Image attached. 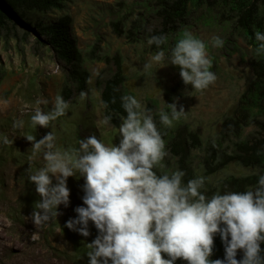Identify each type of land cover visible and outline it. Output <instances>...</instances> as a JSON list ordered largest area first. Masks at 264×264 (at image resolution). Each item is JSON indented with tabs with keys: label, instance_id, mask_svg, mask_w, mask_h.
<instances>
[{
	"label": "rangeland",
	"instance_id": "1",
	"mask_svg": "<svg viewBox=\"0 0 264 264\" xmlns=\"http://www.w3.org/2000/svg\"><path fill=\"white\" fill-rule=\"evenodd\" d=\"M152 2L154 0H68L63 7L39 16L46 24L69 17L70 33L82 54V67L89 74L84 89L68 78L63 61L37 31L14 17H10L6 26H0V134L13 141L11 145H0V229L7 235L29 239L44 258L51 257L56 264H86L76 240L86 242L96 237L98 230L90 221L91 234L84 237L65 226L70 218L77 216L75 208L83 205L85 181L77 176L68 178L69 206L60 205L61 215L54 222L36 228L31 219L35 203L30 207L26 199L29 194L34 195L35 202L40 197L25 171L32 154V142L25 136L33 135L39 140L52 131L61 149L78 148L79 140L91 135L106 144H119L121 118L117 123H105L101 85L97 82L98 78L104 80L115 71L112 59L116 54L120 56L126 78L122 87L124 95L135 96L151 111L165 142L178 125H187L198 132L201 144L192 149L190 165L195 178H206L204 192H217L221 180L228 176L262 172L259 166H247L237 160L210 172L206 163L211 159L214 165L225 155L235 154L239 141L259 133L255 123L259 117L251 113L239 135L223 137L221 134L223 120L233 115L241 94L254 77L252 61L256 58V50L233 27L219 23L209 14L201 16L202 11H192L185 31L207 43L213 62L210 70L216 74V82L197 92L192 85L184 84L178 66L161 67L154 63L145 72V63L160 51L148 44L151 29L159 25L158 19L146 9ZM138 17L147 19L145 28L136 36H128L129 27ZM116 23H120L121 30L115 27ZM213 37H220L223 47H213ZM175 44L163 49L166 55H170ZM81 92L86 93L84 99L80 98ZM57 95L70 102L68 113L52 122L49 128L32 126L30 118L35 109L51 111ZM38 100L47 103L38 104ZM174 102L178 110L183 106L186 112L172 127L166 128L160 123L159 113L164 111L170 115L167 103ZM17 120L25 122L23 129L13 127ZM166 150L168 156L162 162L163 168L158 170L171 174L178 168L177 159L167 146ZM44 163L43 153H38L32 162L33 170ZM35 231L39 239L33 241L31 234ZM176 264L184 262L181 259Z\"/></svg>",
	"mask_w": 264,
	"mask_h": 264
},
{
	"label": "clouds",
	"instance_id": "2",
	"mask_svg": "<svg viewBox=\"0 0 264 264\" xmlns=\"http://www.w3.org/2000/svg\"><path fill=\"white\" fill-rule=\"evenodd\" d=\"M255 39L257 54L264 53V33L256 31ZM167 41L166 35H152L148 44L160 48ZM211 43L223 47L224 41L213 37ZM154 63L178 66L184 84L197 92L217 80L210 70L213 62L207 43L191 32L183 33L170 55L164 50L156 52L143 66L144 71ZM85 96L81 92L80 98ZM121 101L127 115L119 125V144H106L91 135L79 140L78 148L61 149L52 131L39 140L25 136L32 142L25 171L40 197L31 214L36 228L54 222L61 215L60 205L69 206L68 178L77 176L85 181L83 205L75 208L77 216L65 226L88 237L89 222L95 225L98 235L87 243L89 264H176L181 259L187 264H264V175L259 176L254 189L216 192L208 197L203 176L185 183L182 170L158 174L168 156L163 133L151 111L135 96L124 95ZM167 104L170 115L161 111L159 117L161 125L170 128L186 111L183 106L178 110L175 102ZM69 108L70 102L57 95L51 111L35 109L31 125L49 128ZM109 119L106 117L105 123ZM24 123L14 121L13 127L23 129ZM12 143L0 134V145ZM41 152L45 163L34 171L32 162ZM217 235L225 247L223 259L211 258ZM31 239L38 240L39 233L32 232ZM241 251L243 257L237 259Z\"/></svg>",
	"mask_w": 264,
	"mask_h": 264
},
{
	"label": "trees",
	"instance_id": "3",
	"mask_svg": "<svg viewBox=\"0 0 264 264\" xmlns=\"http://www.w3.org/2000/svg\"><path fill=\"white\" fill-rule=\"evenodd\" d=\"M68 0H0V26L4 27L9 22L10 17L18 19L22 24L37 31L43 36L44 42L53 49L57 57L63 61L68 78L84 89L88 80V72L82 67L83 57L79 51L76 40L70 33V19L64 17L56 22L44 23L39 17L50 10L63 7ZM147 11L155 16L159 25L151 29L152 35H166L168 41L165 45L155 50L167 49L169 44L177 43L186 32L187 19L192 11H202L213 17L214 20L228 27H233L240 33L246 41L256 50L258 42L255 39V32L264 33V0H154L146 5ZM147 19L138 17L134 19L129 27L128 36L135 35L145 28ZM115 27L121 30L120 23ZM115 71L104 80L97 79L101 85V101L104 105L105 115L109 121L117 123L118 118L127 115L122 107L121 97L123 93V83L125 75L120 56L116 54L113 59ZM253 79L241 94L237 108L232 116L226 117L222 122L221 134L223 137L239 135L247 123L251 113L255 114V123L259 129L256 136L246 138L236 144V153L225 155L216 164H212L211 159H207L210 172L217 171L225 167L230 161L237 160L244 165H254L261 168L260 173L248 174L245 176H228L221 180L217 192L221 194L229 191L242 192L254 189L258 183L260 175H264V53L257 54L252 61ZM115 99V103L113 100ZM201 144L198 132L188 128L187 125H178L174 133L166 142L170 153L177 159V170L186 173L184 182L195 178L194 171L190 165V155L193 148ZM158 174L160 171L157 169ZM216 192H204L211 197ZM28 205L35 203L34 195L29 194ZM96 237H90L86 242L76 240L80 247V253L89 264L86 255L89 249L87 243H91ZM264 248V243L261 245ZM264 254V253H262ZM225 247L219 235L215 237V250L212 259H223ZM243 252H238L237 259H242ZM184 264H187L184 261Z\"/></svg>",
	"mask_w": 264,
	"mask_h": 264
},
{
	"label": "bare ground",
	"instance_id": "4",
	"mask_svg": "<svg viewBox=\"0 0 264 264\" xmlns=\"http://www.w3.org/2000/svg\"><path fill=\"white\" fill-rule=\"evenodd\" d=\"M28 240L7 235L0 229V264H56L51 257L44 258L40 249Z\"/></svg>",
	"mask_w": 264,
	"mask_h": 264
}]
</instances>
